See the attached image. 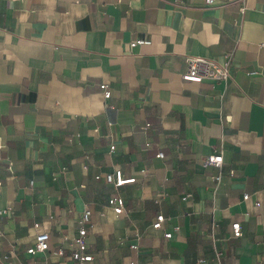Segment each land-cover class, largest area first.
I'll return each instance as SVG.
<instances>
[{
  "label": "crops",
  "instance_id": "0c3cea01",
  "mask_svg": "<svg viewBox=\"0 0 264 264\" xmlns=\"http://www.w3.org/2000/svg\"><path fill=\"white\" fill-rule=\"evenodd\" d=\"M0 209V264H75L84 209L85 264H264V0H0Z\"/></svg>",
  "mask_w": 264,
  "mask_h": 264
},
{
  "label": "built area",
  "instance_id": "2783aa9c",
  "mask_svg": "<svg viewBox=\"0 0 264 264\" xmlns=\"http://www.w3.org/2000/svg\"><path fill=\"white\" fill-rule=\"evenodd\" d=\"M204 4L206 6H211L214 4V0H204ZM243 8H241L242 11ZM150 41L144 39H136L129 43L131 48L141 45H149ZM203 67V71L200 73L199 68ZM184 79H200V78H208L218 82L226 81L229 77V64L225 62L223 65H214L211 64L203 59H188L187 60V69L184 74ZM99 89L103 94L104 99H108L110 97V91L107 84H100ZM110 149H113L111 147ZM158 158H162L163 154L158 153L156 155ZM203 165H213L216 167H220L222 164V155L219 154H211L208 157L203 159ZM96 179L99 176L95 177ZM104 180L107 184L113 185V187L118 188L122 187L126 184L133 183L134 178H123L121 172L116 170L112 173H107L104 176ZM219 180V176L216 178ZM248 195H243V200H247ZM107 206H109L113 213L118 216L123 212L124 201L119 196L110 197L107 200ZM5 213L4 210L0 209V216ZM90 210L84 209L80 215L79 224L80 228L77 231V234L73 237L70 246H71V253L70 259L75 262V264H85L92 260V255L88 253L87 250V243H86V233H87V225L89 224L90 220ZM164 220L162 215H158L155 218V221L152 223L151 227L154 230L161 229V224ZM232 235L235 238L241 237V227L239 223H233L231 225ZM165 238H170V233H165L163 235ZM49 240L48 234L44 233L37 237H35V241L32 247L27 249L28 254H35L37 252H44L47 249V242ZM135 249V246L131 247ZM57 255L62 256L63 251L60 249L57 251ZM199 263H203V259L198 260Z\"/></svg>",
  "mask_w": 264,
  "mask_h": 264
}]
</instances>
